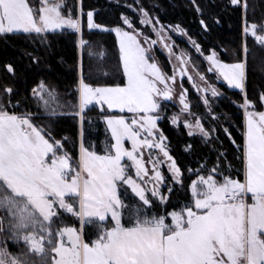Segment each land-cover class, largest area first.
<instances>
[{"label":"snow or ice","instance_id":"1","mask_svg":"<svg viewBox=\"0 0 264 264\" xmlns=\"http://www.w3.org/2000/svg\"><path fill=\"white\" fill-rule=\"evenodd\" d=\"M228 3L241 13V43L231 62L210 49L206 72H218L217 79L222 76L243 93L238 105L244 115L242 139L232 140L240 168L230 161L225 165L226 150L221 146L211 167L204 160L198 161V169H185L160 127L166 105L178 94L180 112L195 118L181 121L174 112L171 122H182L190 136L199 132L207 138L212 133L190 111L188 90L182 84L178 88V76L187 69L177 72L174 66L169 73L154 45L164 41L171 55L166 33L187 30L164 24L139 4V22L150 25L149 30L124 13L114 26L98 23L94 10L85 14L82 0H0L4 36L20 34L42 43L55 30L68 28L79 34L82 52L90 51L93 42L84 37L86 15L88 30L114 32L118 39L114 66L103 53L90 56L87 69L80 59L79 79L70 94L45 80L19 99L11 85L0 90V264H264V90L258 95L260 110L247 93L253 55L247 40L250 34L264 48V19H250L255 0ZM192 5L207 30L204 9L198 0ZM259 5L264 8V0ZM193 45L204 52L199 43ZM178 60L188 62L184 53ZM6 67L14 74L11 63ZM206 72H199L205 83L197 90L220 95L207 83ZM203 99L209 103L206 95ZM90 106L99 108L97 119L104 122L100 143L86 137L85 125L92 123ZM68 110L78 119V134L57 138L54 118ZM38 117L46 120L41 123ZM225 132L231 136L227 128ZM191 150V144L185 146V151ZM165 164L170 175L162 168ZM186 170L195 174L185 190L187 199L169 210L171 193L184 187ZM158 204L164 205L162 210H157ZM66 214L78 226L68 223ZM9 238L23 242L19 251L10 249Z\"/></svg>","mask_w":264,"mask_h":264},{"label":"trees","instance_id":"2","mask_svg":"<svg viewBox=\"0 0 264 264\" xmlns=\"http://www.w3.org/2000/svg\"><path fill=\"white\" fill-rule=\"evenodd\" d=\"M68 2L78 4L80 0H68ZM198 2L204 9L203 18L209 25L207 30L200 24L201 13L197 12L192 5V0H82L85 14L88 10H94L97 22L109 26H114L121 21V13L132 17L137 24V17L132 9L136 10L139 4L147 8L152 16L159 17L164 24L180 25L181 28L187 30L188 37L190 36L193 41L202 45L204 49V52H200L202 55L206 56L210 49L216 48L221 59L231 62L234 58V50L241 43V13L231 6L228 0H198ZM255 6V15L252 16L250 13V19L261 21L264 19V8L259 5V0H255ZM215 17H219V22ZM84 37L93 42L90 51L78 50V34L68 28L53 32L42 43L31 42L20 34H8L7 36L0 34V90L6 85H11L16 90L14 97L19 99L29 94V90L38 81L45 80L49 85L55 86L60 93L70 94L79 79L78 63L81 58H83L86 69L90 63L89 57H100L102 53L109 58L110 65H115L118 50L115 36L110 32L88 30L86 15ZM247 42L253 53L250 57L247 93L250 99L256 101L257 110H260L261 102L258 100V95L259 91L264 90V48L258 46V43L250 36ZM176 44L189 57L198 73L206 72L207 67L204 61L191 47L179 40H176ZM28 53L37 57L38 60L31 59ZM156 55L161 65L170 73L167 60L158 52ZM9 63L14 67V74L6 67ZM206 75L210 78L208 72ZM184 86L188 90L191 112L202 119L206 128L213 130V136L209 140L188 136L183 127L170 125L166 116L170 112L165 111L159 123L169 138L172 154L185 169L187 167L198 169L200 167L198 161L204 160H207L208 167H211L216 161V149L222 146L226 150L225 165L230 161L236 169H239L238 153L232 140L234 138L236 143H240L242 139L243 117L241 107L238 105L242 102L243 94L241 91L230 90L225 85H217L222 97L216 101L210 115H206V108L200 102V98L186 83ZM67 98L71 99V96ZM90 108L87 115L91 117L92 123L85 125L86 137L92 142L100 143L104 139V122L97 119L99 108L91 106ZM215 115H217L216 118L212 119ZM54 119L58 121L55 125L57 138L64 135L70 138L77 136L79 122L71 115V110ZM38 120L43 123L46 117H38ZM226 128L231 132V136L225 132ZM69 144H71V139ZM189 144L192 145V150L185 151V146ZM237 174L232 173V175ZM192 179H195V174L186 170L184 187H177L171 193L167 205L169 210L174 206L178 207V202L182 203L187 199L185 190ZM163 207L164 205L158 204L157 210H162ZM65 219L68 223L78 225V222H73L69 216Z\"/></svg>","mask_w":264,"mask_h":264},{"label":"rangeland","instance_id":"3","mask_svg":"<svg viewBox=\"0 0 264 264\" xmlns=\"http://www.w3.org/2000/svg\"><path fill=\"white\" fill-rule=\"evenodd\" d=\"M132 10L136 14L138 27H142L145 30H149L151 26L150 25H141L140 22H139L140 14L136 10H134V9H132ZM55 31H59V30H55ZM98 31H101V30H98ZM102 32H106V31H102ZM110 33H112L115 36V38H116V35H115L114 32H110ZM149 34L152 36V38L154 40L158 39L157 34L155 32H151L150 31ZM166 35H169L171 37V41H169V43L171 44V47L173 49L171 55L169 54L168 49L164 48L162 46L164 41H161L160 43L154 45L155 49L157 50L156 53L157 52L160 53L167 60V62L169 64V67H170V73H171V70H172V68L174 66L176 67L177 72H179V69L181 67H185L187 69V71H186V73H185V75L183 77L178 76V81H177L178 82V88H179V85H181V84H182V87L185 88L184 83H186L190 87V89L200 98V102L206 108L205 114L206 115L207 114L210 115V112H211L213 106H215L216 101L219 100L220 97H222V93L220 92L221 93L220 95H217V96L214 97L212 95L211 91H208L207 93H204L202 87H201V89L199 91L197 90V85L199 84V85L202 86L205 82L200 80L199 73L197 72L195 67L191 64L189 57L186 56L184 51L177 46L176 40L182 41V42L186 43L189 47H191L193 49V51L202 58V60L204 61L206 67H208V63L209 62L206 60V56L202 55L200 52H197V50L195 49V47L193 45V40L192 39L189 40V37H188L187 33H181L179 31H177L175 28H173L171 30V32L166 33ZM78 36H79V34H78ZM249 36L251 37L250 34H249ZM172 41H174V43H172ZM116 42H117V47H118V39L117 38H116ZM78 50L80 51L79 45H78ZM181 53L185 54V60L188 61L187 64H183V63L179 62L178 57L180 56ZM208 74H210V78H208L207 83L215 86L217 89H218L217 85L222 84V85H225L230 90L241 91L238 88H234L232 86H229L227 84V82L223 80L222 76L219 79H217L216 77L219 75L218 72H208ZM189 75L194 77V79L189 80L188 79ZM218 91H219V89H218ZM241 93H242V91H241ZM205 95L208 97V101H209L208 104L204 103L203 96H205ZM180 109H181V105H180V103L178 101V94H177V96L166 105V110L165 111L166 112H168V111L170 112L169 114L166 115L167 119H168L170 125H172L173 127H183L184 130L186 131L187 135L190 136L189 135V129L184 127L182 122L180 124H173L171 122V120L169 119V117H171L174 112H177V113L180 114L181 121L183 119H185V118L190 119V120H194L195 117L189 116L187 112H180ZM241 110H242V117H243V121H244L243 109L241 108ZM190 111H191V109H190ZM216 116L217 115H215V117H213L212 119H215ZM201 121H202V119H201ZM210 131H211L212 135L207 137V138L203 137L202 134L199 133V132L193 133L191 136H197L199 138H202L203 140H209L213 136V130H210ZM162 168L165 170L166 175H170L166 171L167 170V165L166 164L163 165ZM164 191L167 192V189L165 188ZM66 216H69L72 219L73 222L77 221L74 217L71 216V214H66ZM94 230L95 229L93 227H91V226H88V228H87V231L89 233H93ZM22 243L23 242L21 241L20 244H17L15 241H12L9 238L8 246L10 245V249H12V250L19 251Z\"/></svg>","mask_w":264,"mask_h":264}]
</instances>
